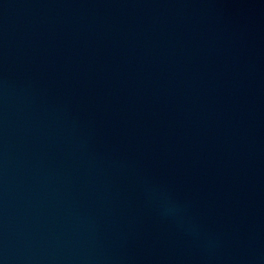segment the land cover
I'll use <instances>...</instances> for the list:
<instances>
[{"label": "water", "instance_id": "95a60500", "mask_svg": "<svg viewBox=\"0 0 264 264\" xmlns=\"http://www.w3.org/2000/svg\"><path fill=\"white\" fill-rule=\"evenodd\" d=\"M0 264H264V0H0Z\"/></svg>", "mask_w": 264, "mask_h": 264}]
</instances>
